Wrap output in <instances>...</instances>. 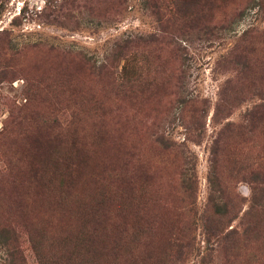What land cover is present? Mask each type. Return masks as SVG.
Returning a JSON list of instances; mask_svg holds the SVG:
<instances>
[{
  "label": "rangeland",
  "instance_id": "1",
  "mask_svg": "<svg viewBox=\"0 0 264 264\" xmlns=\"http://www.w3.org/2000/svg\"><path fill=\"white\" fill-rule=\"evenodd\" d=\"M99 194L92 264H264V0H0V264H83Z\"/></svg>",
  "mask_w": 264,
  "mask_h": 264
},
{
  "label": "trees",
  "instance_id": "2",
  "mask_svg": "<svg viewBox=\"0 0 264 264\" xmlns=\"http://www.w3.org/2000/svg\"><path fill=\"white\" fill-rule=\"evenodd\" d=\"M252 118V117H251ZM254 118V116H253ZM158 143L161 147H168L169 141L159 138ZM122 173L114 180L116 186L124 193L131 194L135 190V179L133 172H128L125 162H121ZM125 167V168H124ZM141 178L139 174L136 179ZM146 177H144L145 179ZM185 191H191V187L186 183L183 187ZM121 198H117L119 203ZM110 198L103 194H99L98 198H93L87 205H83L78 210L79 227L74 239L75 258H79L83 264L97 263L98 257L104 255H117L118 250L129 244L130 240L121 243L126 236V225L124 220H121L119 225H115L111 230L108 228L109 224V207ZM125 203L130 207V211L137 212L138 203L133 198H126ZM119 213L127 212L122 206H117ZM219 214V213H215ZM136 235V237H134ZM138 228L131 233L133 240L138 236ZM131 240V242L133 241ZM70 256V254H69Z\"/></svg>",
  "mask_w": 264,
  "mask_h": 264
}]
</instances>
